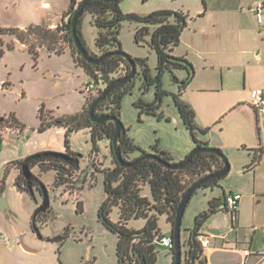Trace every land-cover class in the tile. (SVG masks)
I'll list each match as a JSON object with an SVG mask.
<instances>
[{
	"label": "rangeland",
	"instance_id": "rangeland-1",
	"mask_svg": "<svg viewBox=\"0 0 264 264\" xmlns=\"http://www.w3.org/2000/svg\"><path fill=\"white\" fill-rule=\"evenodd\" d=\"M42 1L63 2V0H0V27L14 28L30 24L36 7ZM254 1L227 0V7L233 10L234 16H237L243 25L251 27L256 34L263 35L264 31H259L255 18L251 12H248L249 5ZM204 2L210 12L202 18L199 15L204 10ZM204 2L203 0H120L119 6L124 13L132 12L138 15H146L160 9L182 10L187 13L189 15L187 25L180 35V42L172 47L171 53L174 56L185 55L191 62V56L195 55L191 50V37L195 35L194 43L197 49L203 50L201 24L214 20L215 13L212 10L217 8L221 0H204ZM140 26L141 23L136 21L121 22L118 35L121 49L132 57L146 58L150 72L154 75L157 57L148 44L150 33L145 34L140 42L134 39L135 31ZM192 30H195L196 34ZM81 31L86 46L97 54L98 50L94 44L96 28L90 23L89 15L83 16ZM228 32L231 37V29ZM57 37L56 42H51L30 34L26 35L24 43H21L14 31L0 33L1 47L4 50L0 59V116L5 117L4 122L15 127L11 133L4 136L0 148V182L4 177V190L0 193V225L6 226L9 221L14 220L19 228H25L27 235L35 237L34 241L38 246H43L40 256L35 259L22 260L19 256L15 259L9 252L5 237L2 239L0 249V264H118L115 254L117 236L103 226L97 217V209L104 200L105 192L103 173L96 169L112 165L108 140L98 141V152H91L92 144L88 128H81L70 134L69 148L81 157L78 172L73 178L75 182L72 186L66 187V190L62 185L55 184L53 169L40 170L38 166L31 168L30 172L40 179L49 199L48 217L44 223L37 222L38 232L31 227L30 219L33 211L43 201L40 187L32 188L33 197L29 191H20L14 186L15 178L20 174V167L10 161L18 159L26 152L25 142L38 145L51 140L53 146L65 149L63 130L57 131L56 128L51 127L42 132L37 130L40 123L38 108L43 106V116L47 119L51 115L60 116L79 112L82 105L86 108L90 102V100L83 101L80 93L81 86L90 79L87 78L83 68L73 60L72 48L66 34L62 32ZM229 42L232 43L231 38ZM8 45L13 46V49H8ZM47 45L60 48L63 52L56 54L54 51H49ZM28 47L38 53L36 61L28 52ZM73 54L76 57V53ZM200 71L198 73L202 74ZM137 72L131 92L122 98L119 117L124 127L128 128L129 137L143 150H151V146L157 143L159 147L169 149L175 158L186 156L194 147L189 148L192 139L181 122L172 93H178L180 81L187 72L181 69L164 72L162 88L166 94L162 96L158 109L163 113V117L160 118L149 113L139 114V109L135 107L134 101L142 99L151 102L155 97L154 85L144 89L140 70L137 69ZM173 76L178 80L176 81ZM189 86L186 96L191 98V83ZM98 93L97 88L91 100L100 94ZM196 95H198L196 102L201 107L205 104L204 95L208 94ZM9 114L14 118L8 117ZM19 121L24 125L23 127ZM5 171L6 175H4ZM140 194L151 199L148 184L142 186ZM201 197L202 190H199L192 201L190 197L185 207L180 225L183 251L194 226L193 212ZM78 200L82 202L80 212L76 210ZM109 216L112 221L118 220L116 206L112 208ZM157 217L161 233L171 236L172 225L167 220L166 214H158ZM145 221L143 217L131 218L126 226L138 229L144 226ZM64 231L66 238L60 242L59 237ZM217 256L219 255L213 258L215 263L219 262L215 259ZM156 264H172V254L168 247L157 246ZM181 264H185L184 258L181 259ZM249 264H264V257H256Z\"/></svg>",
	"mask_w": 264,
	"mask_h": 264
},
{
	"label": "trees",
	"instance_id": "trees-1",
	"mask_svg": "<svg viewBox=\"0 0 264 264\" xmlns=\"http://www.w3.org/2000/svg\"><path fill=\"white\" fill-rule=\"evenodd\" d=\"M80 1L70 0L62 22L54 29L48 28L43 24H30L24 29L0 27V33L14 31L18 40L24 43V37L30 34L37 35L41 39L56 42L58 34L64 32L72 48L71 54L73 60L83 68L89 79L96 84L98 92L101 93V90L113 79L128 73L130 65L120 55H112L99 63H92L86 61L78 52L71 35L70 19ZM119 1H88L76 24L79 40L92 55H101L118 49L122 50L118 38L121 22L128 20L141 23V26L135 31L134 39L136 42H140L145 34L150 33L148 44L155 51L157 57L155 74H151L146 58L131 57L137 69L140 70L142 87L148 89L150 85H154L155 97L151 102L138 99L134 101L135 107L139 109V114L149 113L158 118L163 117V113L158 110L161 98L166 94V91L162 88V76L166 70L170 72L174 69L185 70L187 76L180 81L178 93H172L173 102L183 126L190 133L191 139L195 144L194 147H208L198 136L206 134L209 127H201L196 123L194 109L180 97V91L186 87L192 78L193 66L185 57L174 56L171 53L172 47L178 44L181 32L186 26L188 14L180 10L174 11L170 9L154 10L146 15H138L132 12L124 13L119 6ZM84 15L90 16V23L96 28L94 44L98 50L97 54L89 50L83 38L81 22ZM151 26L152 30L150 31ZM1 46L2 43L0 41V59L4 54ZM7 48L13 49V46L8 45ZM27 50L36 61L38 53L31 47H28ZM47 50L54 51L56 54L63 52L62 49L54 48L50 45H47ZM73 53H76V57H74ZM136 73L138 72L136 71ZM134 76L125 83L110 90L104 99H100L94 107V113L96 115L109 114L119 118L122 98L125 94L131 92L134 86ZM173 78L176 81L178 80L176 76H173ZM94 99L90 100L86 108L83 106L79 112L60 116L51 115L47 119L43 116V106L38 108L40 123L37 130L39 132L45 131L50 127L64 129L65 155L55 154L52 150H43L22 159L11 161L20 167V174L15 180V184L17 187H23L29 191L32 196V188H38L42 184L40 179L32 172L29 179H26L22 175L21 166L25 163L29 167V170L33 166H38L40 170L53 169L56 185H62L65 190L69 185L72 186L75 182L73 178L78 172V163L81 155L69 148V136L76 130L88 128L92 144L91 152H98V141L102 139L108 140L110 144L112 165L96 169L103 173L105 192L104 200L97 209V217L103 226L117 236L115 254L118 264H142V262L143 264H156L157 246L160 245L158 244V240L163 236L157 222L158 214H166L167 220L172 225L176 206L184 191L199 178L220 169L223 162L215 153L198 151L192 155L184 167L176 169L168 168L157 160V158H161L168 162H174L168 151L159 148L157 143L151 146L150 152L143 150L129 137L127 133L128 128L125 127V133L120 135L117 140L118 149L124 159L133 160L147 153L155 156H149L131 166L121 165L116 161L111 148V138L115 132L113 122L98 123L92 121L88 115V107ZM8 117L14 118L12 114H9ZM3 120H5V117L1 116L0 121ZM251 151L252 159L247 166L248 168H252L258 163L262 154V148L251 149ZM134 153H137V156H133ZM4 175H6V171ZM3 179L0 182V193L4 190ZM220 179L202 184L199 188L217 185ZM145 184L149 185L151 199L140 194V190ZM224 197L225 194L222 197L210 199L207 208L195 215L194 226L189 233L186 248L182 251L185 264L206 263L203 248L196 240L195 234L199 232L200 226L206 219L220 208L221 204L223 205L222 208L228 211ZM114 206L117 207L119 215L116 222L112 221L109 216ZM76 210L78 212L82 210V202L79 200L76 203ZM48 211V207L40 211L35 210L31 218V227H37V222L39 221L45 222L48 217ZM139 217L146 219L143 227L134 229L126 226L128 220ZM65 238L66 232L64 231L59 241L63 242ZM169 249L172 254L173 248Z\"/></svg>",
	"mask_w": 264,
	"mask_h": 264
},
{
	"label": "crops",
	"instance_id": "crops-1",
	"mask_svg": "<svg viewBox=\"0 0 264 264\" xmlns=\"http://www.w3.org/2000/svg\"><path fill=\"white\" fill-rule=\"evenodd\" d=\"M69 2L70 0H63L62 3L40 2L30 24L55 28L62 22ZM254 2L248 7V12H251L253 17ZM227 3V0H221L217 8L212 10L215 13L214 20L201 24L203 50L197 49L194 43L195 35H192L191 50L195 55L191 56L190 63L193 66V74L190 82L180 91V97L194 109L196 123L201 127H209L208 132L198 138L208 147L221 149L230 165L228 173L217 185L198 188L191 195L192 201L199 190H202V197L197 201L198 206L193 212L194 217L206 209L209 200L214 197H222L227 193L241 195L235 221H231L228 211L222 208L221 204L200 226L198 231L209 238L208 247L203 249L205 264H249L256 257H264V108L257 109L250 102L252 89L260 88L264 93V33L256 34L251 27L243 25L238 17L234 16L233 10L227 7ZM209 12L204 2V10L199 17L205 18ZM28 25L17 28L24 29ZM257 26L259 28L258 24ZM230 29L231 37L228 35ZM192 31L196 34L195 30ZM230 38L232 43L229 42ZM183 57L190 61L187 56ZM199 70L202 74L198 73ZM86 76L89 78L87 74ZM190 83L191 98L186 96ZM198 93L208 94L204 95L205 104L201 107L196 102ZM21 125L24 126L22 123ZM51 128L64 131L63 128ZM25 145L26 152L18 159L43 150L65 152L64 148L53 146L51 140L38 145L25 142ZM194 146L192 141L189 148ZM259 147L262 148V154L258 163L248 168L252 159L251 149ZM159 148L168 151L173 161L178 162L185 157L175 158L169 149ZM133 156H137V153ZM18 176L19 174L15 180ZM16 188L27 191L23 187ZM5 237L9 252L15 259H18L17 256L22 260L35 259L43 249V246L35 243V237L27 235L25 228H19L14 220L9 221L6 226L0 225V249ZM244 251H248V255H245ZM215 255H219L215 258L219 262H213Z\"/></svg>",
	"mask_w": 264,
	"mask_h": 264
},
{
	"label": "water",
	"instance_id": "water-1",
	"mask_svg": "<svg viewBox=\"0 0 264 264\" xmlns=\"http://www.w3.org/2000/svg\"><path fill=\"white\" fill-rule=\"evenodd\" d=\"M88 1H90V0H81L77 9L75 10V12L73 13V15L70 19L71 35H72L73 43H74L76 49L83 56V58L88 62L99 63L109 56L120 55L124 59H126V61L130 65V70L128 71V73H126L123 76H120V77L113 79L110 83H108L104 87V89H102L100 95H98L90 103V105L88 107V115L92 121H95L98 123H103L106 121L113 122L114 127H115V132L111 138V148H112L114 157L119 164L125 165V166H131V165H134L138 162H141L142 160L148 158L149 156H152L153 154L147 153V154L141 155L139 157H136L133 160L124 159L121 156V153H120L118 146H117V140H118L119 136L123 135L125 133V127H124L122 121L120 120V118H117V117H115L113 115H109V114L96 115L94 113V107L100 99L105 98V96L109 93L110 90H112L116 86L123 84L126 81L130 80L136 74L137 67H136V64H135L134 60L132 59V57L129 54H127L126 52H124L123 50L118 49V50H113V51L103 53L101 55H92L88 52L86 47L81 43V41L78 38L77 32H76V24H77L78 17L82 14L83 9H84V7ZM113 1H115V0H113ZM198 151H206V152H211V153L217 154L220 157V159L222 160L223 165L220 169L213 171V172H210V173L204 175L203 177L199 178L198 180H196L181 195V198H180V200L176 206V209H175V216H174L172 227H171V237L173 240L172 264H181L182 244H181V240H180V225H181V219H182L185 207H186L191 195L202 184H205V183L211 182L213 180L220 179L221 177H224L228 173V171L230 169V165H229V162L227 160V157L223 154V152L219 151V149H217L215 147H204V148L194 147L181 161H178V162H168V161H165L161 158H157V160L160 163H162L164 166H166L168 168H172V169L182 168L188 163V161L190 160L192 155ZM54 153L65 155V152L54 151ZM153 156H155V155H153ZM21 173L26 179H29L31 172L29 170V167L25 163L22 164V166H21ZM39 187L42 191L43 201H42L41 205L38 206L37 211L46 209L49 205L47 190L45 189L43 184H40ZM34 230L36 232H38L37 227H35ZM142 264H143V262H142Z\"/></svg>",
	"mask_w": 264,
	"mask_h": 264
},
{
	"label": "built area",
	"instance_id": "built-area-1",
	"mask_svg": "<svg viewBox=\"0 0 264 264\" xmlns=\"http://www.w3.org/2000/svg\"><path fill=\"white\" fill-rule=\"evenodd\" d=\"M252 12L254 14V18L259 25V31H264V1L256 0L252 5ZM97 91V86L93 81H88L84 83L80 88V93L82 94V98L84 101L91 100ZM250 102L257 109L264 108V93L260 88H255L250 91ZM15 128V127H14ZM10 123H6L0 121V148L1 143L4 140V136L9 134L14 129ZM241 195L239 193H227L225 194L224 200L227 205L228 213L230 215L231 221L236 220L237 207ZM196 240L200 243L201 247L205 249L208 247L209 238L206 237L203 233L197 232L195 234ZM158 244L163 245L168 248H173V240L171 236L163 235L159 240ZM245 255H248V251H244Z\"/></svg>",
	"mask_w": 264,
	"mask_h": 264
}]
</instances>
